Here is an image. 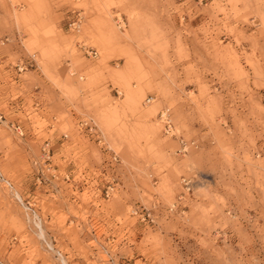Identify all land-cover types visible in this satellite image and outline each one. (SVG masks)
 <instances>
[{"label":"rangeland","instance_id":"374dc122","mask_svg":"<svg viewBox=\"0 0 264 264\" xmlns=\"http://www.w3.org/2000/svg\"><path fill=\"white\" fill-rule=\"evenodd\" d=\"M0 264H264V0H0Z\"/></svg>","mask_w":264,"mask_h":264},{"label":"built area","instance_id":"2783aa9c","mask_svg":"<svg viewBox=\"0 0 264 264\" xmlns=\"http://www.w3.org/2000/svg\"><path fill=\"white\" fill-rule=\"evenodd\" d=\"M116 21H117L118 25L121 23V21L118 18H116ZM86 51H87V53L90 56H95L96 55V50L93 47L86 48ZM23 66H24V63H21V62L18 63V65H17L18 68H22ZM158 118L161 121L163 132L164 133H170V131L172 129V125H171V121H170V117H169V111H168V107L167 106L161 108L158 111ZM80 124L81 125L82 124L83 125H87V122L85 120H81ZM15 128H18V126H15ZM17 131H18L19 134H21V130L20 129H18ZM186 149H187L186 142L182 138H180L179 141H178V147L176 148V151L180 152V153H183V152L186 151ZM44 156L46 158H48L49 153H48L47 150L44 151Z\"/></svg>","mask_w":264,"mask_h":264},{"label":"crops","instance_id":"0c3cea01","mask_svg":"<svg viewBox=\"0 0 264 264\" xmlns=\"http://www.w3.org/2000/svg\"><path fill=\"white\" fill-rule=\"evenodd\" d=\"M20 102H21V100H20Z\"/></svg>","mask_w":264,"mask_h":264},{"label":"bare ground","instance_id":"6f19581e","mask_svg":"<svg viewBox=\"0 0 264 264\" xmlns=\"http://www.w3.org/2000/svg\"><path fill=\"white\" fill-rule=\"evenodd\" d=\"M156 131V130H155Z\"/></svg>","mask_w":264,"mask_h":264}]
</instances>
